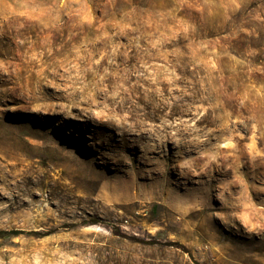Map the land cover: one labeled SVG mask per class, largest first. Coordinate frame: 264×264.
<instances>
[{"label": "rangeland", "instance_id": "1", "mask_svg": "<svg viewBox=\"0 0 264 264\" xmlns=\"http://www.w3.org/2000/svg\"><path fill=\"white\" fill-rule=\"evenodd\" d=\"M0 9V264H264V0Z\"/></svg>", "mask_w": 264, "mask_h": 264}, {"label": "trees", "instance_id": "2", "mask_svg": "<svg viewBox=\"0 0 264 264\" xmlns=\"http://www.w3.org/2000/svg\"><path fill=\"white\" fill-rule=\"evenodd\" d=\"M237 29H247V28H245L243 25H241V24H239V26H238V28ZM238 36H239V38H240V40L237 42V46H236V49L238 50V51H240V52H242L243 51V49H245V48H241V46H239L238 44H240V42H241V40H244V39H246V40H249V41H251V40H262V42H264V36H253L252 35V33L249 31V34L248 35H246V36H243L241 33H238ZM241 45V44H240ZM251 45V44H250ZM252 48H253V50H255V51H258V50H256V49H264V43H262L261 45L259 44L258 46H251ZM240 52H239V54H240Z\"/></svg>", "mask_w": 264, "mask_h": 264}, {"label": "bare ground", "instance_id": "3", "mask_svg": "<svg viewBox=\"0 0 264 264\" xmlns=\"http://www.w3.org/2000/svg\"><path fill=\"white\" fill-rule=\"evenodd\" d=\"M15 2V1H14ZM15 3H17V2H15ZM19 4V3H18ZM9 5H13V4H11V2H10V4ZM14 8V7H13ZM18 8V7H17ZM12 9V8H11ZM21 10V9H20ZM5 11L6 10H2V9H0V16L3 14V13H5ZM12 11V10H11ZM3 16V15H2Z\"/></svg>", "mask_w": 264, "mask_h": 264}]
</instances>
